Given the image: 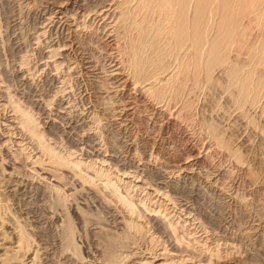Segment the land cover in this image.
I'll return each instance as SVG.
<instances>
[{
  "label": "rangeland",
  "instance_id": "rangeland-1",
  "mask_svg": "<svg viewBox=\"0 0 264 264\" xmlns=\"http://www.w3.org/2000/svg\"><path fill=\"white\" fill-rule=\"evenodd\" d=\"M95 1L0 0V264H264V0H183L159 61L181 88L159 105Z\"/></svg>",
  "mask_w": 264,
  "mask_h": 264
},
{
  "label": "bare ground",
  "instance_id": "bare-ground-1",
  "mask_svg": "<svg viewBox=\"0 0 264 264\" xmlns=\"http://www.w3.org/2000/svg\"><path fill=\"white\" fill-rule=\"evenodd\" d=\"M81 1V0H80ZM83 1V0H82ZM85 1V0H84ZM98 1V0H97ZM95 1V2H97ZM105 1V0H104ZM92 2V1H91ZM90 2V4H91ZM109 3H107V5H103L102 7H100V9L98 10H94V13H92L95 17L97 18H100L102 20H104V18H106V16H110L109 14L113 13V12H116L117 13V18L115 17V20L117 23H113L115 24V27L112 26V29L115 28L114 30H112V32L116 30L120 32V37H121V40L120 42H122V45H121V49H117L118 51H120L119 54H121L120 56H122L124 59L123 61L125 63H127V65H124L126 67L128 72L127 75L129 74L131 77L130 79L132 80L133 79V82L134 83V87L136 88V85H140V86H137L138 88H140V92L143 93L146 98H149V100H151L152 102H155L154 104H158L159 103H162L163 100L165 102V100H169L170 102H174L177 101V95H179V92H180V88H181V79L178 78V72H174V74L172 73L171 71L169 73L168 69L171 68V67H168L167 69H164L165 67L161 66L159 64V61H160V56L164 55L165 51L168 49V47L170 46V44L172 43V41L178 39V38H181L182 35H183V18L185 19V15H184V11H183V0H108ZM72 3V2H71ZM93 3V2H92ZM99 3V2H97ZM102 3V1H101ZM198 0L194 3V14L195 16H197V8H198ZM75 4V3H74ZM80 4H83L80 3ZM78 4V5H80ZM86 4V3H85ZM96 4V3H95ZM95 4L93 5V7L95 6ZM70 5V4H69ZM73 6V5H72ZM84 6V5H83ZM86 6V5H85ZM100 5L98 4V7ZM71 7V6H70ZM83 8V7H82ZM114 8V9H113ZM76 9V12H77V9L79 10V8H75ZM89 9V8H88ZM84 10V9H83ZM92 10V11H93ZM63 11V10H62ZM61 11V12H62ZM80 11V10H79ZM90 11V10H89ZM60 11H58L59 13ZM65 12V11H64ZM75 13V12H74ZM86 13V11H85ZM84 13V14H85ZM56 14V13H55ZM64 14V13H63ZM73 14V13H72ZM81 14V13H80ZM89 14V13H88ZM65 15V14H64ZM63 15V16H64ZM67 15V14H66ZM83 15V14H82ZM81 15V16H82ZM87 15V14H85ZM113 15V14H112ZM57 16V14L55 15ZM60 16V15H59ZM58 16V17H59ZM75 16V15H74ZM80 16V15H79ZM89 16V15H88ZM87 16V17H88ZM61 17V16H60ZM68 17V16H67ZM93 17V16H92ZM54 18V17H53ZM69 18V17H68ZM65 17V20L67 22H70L69 19ZM75 18V17H74ZM78 18V16H77ZM83 18V17H82ZM94 18V17H93ZM109 18V17H108ZM112 18V17H111ZM50 19V18H49ZM56 19V18H55ZM59 19H62V18H59ZM96 19V18H95ZM109 20V19H108ZM112 20V21H114ZM61 21H64V20H61ZM65 21V22H66ZM72 21V20H71ZM75 21V20H74ZM77 21V19H76ZM101 21V20H100ZM114 21V22H115ZM49 22V21H48ZM46 22V23H48ZM54 21H51L50 22V25L53 23ZM66 22V23H67ZM62 23V22H61ZM64 23V22H63ZM72 23V22H71ZM103 23V22H102ZM73 24V23H72ZM98 24V23H97ZM112 24V25H113ZM47 24V28H49V26ZM55 25V24H54ZM59 25V23H58ZM65 25V24H64ZM110 25V24H109ZM107 26L108 28H111V25L110 26ZM52 26V25H51ZM60 26V25H59ZM67 26V25H66ZM105 26V27H106ZM193 30L191 29L190 30V34L193 33V38H196L197 37V34L195 32V27H196V18L193 20ZM58 27V26H57ZM55 27V28H57ZM62 27V26H61ZM75 27V26H74ZM104 27V28H105ZM44 28V27H43ZM46 29V28H45ZM54 29V28H53ZM102 29V28H101ZM56 30V29H54ZM110 30V29H109ZM108 32H111V30ZM135 30V32H134ZM46 31V30H45ZM68 31V30H67ZM42 32V31H41ZM108 32H106L105 34H107ZM111 32V33H112ZM118 32V33H119ZM43 34V33H42ZM41 34V35H42ZM40 35V36H41ZM110 35V34H109ZM113 35V34H112ZM114 36H118L117 38H119V35L114 34ZM112 36V37H114ZM110 37V36H109ZM116 39V41L118 42V40ZM38 39V38H37ZM64 39V38H63ZM109 40V39H108ZM107 40V41H108ZM57 43V42H56ZM113 43V42H112ZM61 44V43H60ZM117 44V43H116ZM119 44V42H118ZM115 45V44H114ZM49 46V45H48ZM54 46V45H53ZM51 47V46H50ZM64 47L66 48V45H64ZM63 47V48H64ZM117 46L115 45V48ZM194 47V51L196 50L197 48V43H193L192 44V48ZM53 48V47H52ZM50 48V49H52ZM57 48V47H56ZM62 48V47H61ZM110 48V47H109ZM114 48V47H113ZM118 48V47H117ZM55 50V49H53ZM57 50V49H56ZM60 51V48L58 49ZM65 50V49H64ZM110 50V49H109ZM58 51V52H59ZM62 51V50H61ZM68 51V50H67ZM114 53L116 51L113 50ZM117 51V52H118ZM48 52V51H47ZM52 52L51 51V55H52ZM56 51H54V54ZM116 52V53H117ZM68 53V52H67ZM195 53V52H194ZM61 54V53H60ZM65 54V53H63ZM118 54V53H117ZM143 54H144V57H143ZM49 55V54H48ZM50 56V55H49ZM59 56V55H58ZM56 56V57H58ZM119 56V55H118ZM53 57V56H52ZM61 57V56H60ZM63 57V56H62ZM61 57V58H62ZM55 56L52 58V60H54ZM59 58V57H58ZM121 58V57H120ZM177 58V57H176ZM49 59V58H48ZM111 59V58H110ZM116 59V58H115ZM46 60V59H45ZM50 60V59H49ZM63 60V58H62ZM67 60V59H66ZM51 61V60H50ZM59 61V60H58ZM70 61V60H69ZM121 61V60H120ZM180 61H181V58H180ZM180 61L179 59L176 61H174V67L175 69L178 71L180 67ZM46 62H48V60H46ZM55 62V60L53 61ZM53 62L51 63V66L53 64ZM62 62V61H61ZM68 62V61H67ZM99 62V61H98ZM118 62V61H117ZM116 62V63H117ZM56 63H57V60H56ZM56 63H54L53 65L56 66ZM65 63V62H64ZM107 63V62H106ZM109 63V62H108ZM45 64V63H44ZM50 64V63H48ZM60 64V63H57V65ZM75 64V63H74ZM102 64V63H101ZM112 64V63H111ZM110 64V65H111ZM118 64V63H117ZM116 64V65H117ZM121 64V63H119ZM70 65V64H69ZM109 65V64H108ZM113 65V64H112ZM123 65V63L121 64ZM48 66V65H47ZM47 66H44V67H47ZM49 65L48 69L51 67ZM60 66V65H59ZM74 66V65H73ZM76 66V65H75ZM95 66V65H94ZM117 66H120V65H117ZM116 66V67H117ZM66 67V66H65ZM71 67V66H70ZM60 68V67H59ZM62 68V67H61ZM75 68V67H74ZM101 68V67H100ZM99 68V69H100ZM111 68V67H110ZM120 68V67H119ZM53 69V68H52ZM56 67H54V71H56ZM76 69V68H75ZM114 69V68H113ZM121 69L122 66H121ZM120 69V70H121ZM164 69V70H163ZM69 70V66H68V69ZM125 70V69H124ZM123 70V71H124ZM65 71V70H64ZM79 71V70H78ZM102 71V69H101ZM175 71V70H173ZM60 72V71H59ZM68 73V71H66ZM72 72V71H71ZM74 72V71H73ZM125 72V71H124ZM49 73V72H48ZM53 73V71H52ZM58 73V72H57ZM65 73V72H64ZM126 73V72H125ZM75 74V73H74ZM77 74V73H76ZM171 74V75H170ZM173 74V75H172ZM52 75V74H51ZM57 75V74H56ZM59 75V74H58ZM57 75V77H58ZM61 75V74H60ZM126 75V76H127ZM166 75L167 79H165L163 76ZM50 76V74H49ZM70 76V75H69ZM68 76V77H69ZM72 77V76H71ZM78 77V76H77ZM161 77V78H160ZM51 78V77H50ZM64 78V77H63ZM62 78V80H63ZM163 78V79H162ZM54 79V78H53ZM52 78L51 80L54 81ZM65 79V78H64ZM128 79V78H127ZM55 80L58 81V79L55 78ZM60 80V78H59ZM56 81V82H57ZM61 81V80H60ZM51 82V81H50ZM59 82V81H58ZM62 82V81H61ZM60 82V84H62ZM69 82V81H68ZM130 84H131V81H128ZM58 84V83H57ZM68 85V83H67ZM105 86V85H104ZM129 86V85H128ZM50 87V86H49ZM62 87V86H61ZM133 87V86H132ZM63 88V87H62ZM66 88V87H65ZM133 88V89H135ZM50 89V88H49ZM70 89V87H69ZM59 90V89H58ZM65 90V89H64ZM71 90V89H70ZM69 90V91H70ZM106 90V89H105ZM136 90V89H135ZM67 91V90H66ZM69 91H67L69 93ZM137 91V90H136ZM135 91V92H136ZM60 92V90L58 91ZM57 92V93H58ZM139 92V93H140ZM62 92H60L61 94ZM136 94V93H135ZM139 95V94H138ZM143 95V97H144ZM61 96V95H60ZM64 96V95H63ZM62 96V98H64ZM67 96V95H66ZM142 97V98H143ZM43 99V98H42ZM60 99V98H59ZM51 100V98H50ZM68 100V99H66ZM69 101V100H68ZM60 102V101H59ZM62 102H63V99H62ZM148 102V101H147ZM70 103V102H69ZM67 103V104H69ZM77 103V102H76ZM167 103H169L167 101ZM66 104V103H64ZM66 104V105H67ZM157 105V106H158ZM164 105V104H163ZM162 105V106H163ZM172 105V104H171ZM58 106V105H57ZM68 106V105H67ZM65 106V107H67ZM165 106V105H164ZM163 106V108H164ZM64 107V106H63ZM63 107H60L61 109ZM72 107V106H70ZM149 107V106H148ZM155 107V106H154ZM159 108H161L160 106H158ZM169 107V106H167ZM166 107V108H167ZM47 108V107H46ZM69 108V107H68ZM56 109V108H55ZM58 109V108H57ZM56 109V110H57ZM84 109V108H83ZM124 109V108H123ZM165 109V108H164ZM59 110V109H58ZM61 112V111H60ZM69 112V111H68ZM71 112V110H70ZM63 113V112H62ZM89 113V112H88ZM92 113V112H91ZM56 114V113H54ZM66 114V113H64ZM75 114V113H74ZM79 114V113H78ZM83 114V113H82ZM87 114V113H86ZM57 115H58V112H57ZM53 116V115H51ZM50 116V117H51ZM175 116V115H174ZM56 117V115H55ZM46 118V117H45ZM53 118V117H51ZM69 118V117H68ZM88 118V117H87ZM89 119V118H88ZM91 119V118H90ZM50 120V119H49ZM52 120V119H51ZM81 120H82V117H81ZM94 120V119H93ZM84 121V120H83ZM91 121V120H90ZM86 122V121H85ZM88 122V121H87ZM50 123V122H49ZM94 123V122H93ZM48 127V126H47ZM91 127V126H90ZM90 129V128H89ZM95 132V131H94ZM69 134V133H68ZM94 136V135H93ZM3 144V143H2ZM6 144V143H5ZM4 145V144H3ZM10 147V146H9ZM17 151V150H16ZM131 152V151H130ZM132 153V152H131ZM130 153V154H131ZM16 154V153H15ZM15 157V156H13ZM17 157V155H16ZM1 158V157H0ZM12 158V156H11ZM18 158V157H17ZM6 160V159H5ZM16 160V158H15ZM19 160V159H18ZM14 161V160H12ZM20 161V160H19ZM32 161V159H31ZM41 161V160H40ZM0 162H2V159H0ZM7 162V161H6ZM150 162V161H149ZM8 163V162H7ZM11 163V162H9ZM35 163V162H34ZM37 163V161H36ZM38 163H40L38 161ZM37 163V164H38ZM45 163V162H44ZM43 163V164H44ZM52 163V162H50ZM136 163V162H135ZM140 163V162H139ZM12 164V163H11ZM19 164V163H17ZM36 164V166H37ZM42 165V163H40ZM59 163H56V161H53L52 165L51 166H41L39 168V174H36L37 177L39 175V179L40 181H49V182H55V183H58V179L61 178L59 177L58 175V170H61L63 167V165L61 166L58 165ZM5 165V164H4ZM147 165V164H146ZM0 166H3V165H0ZM11 172H8L7 169H5L4 172H8L6 173L8 176H12L13 171L15 169H13V167H11L10 165H5ZM39 167V166H37ZM62 167V168H61ZM2 168V167H1ZM5 168V167H3ZM61 168V169H60ZM1 170V169H0ZM3 170V169H2ZM16 170V169H15ZM19 170V169H18ZM17 171V170H16ZM62 171V170H61ZM3 172V171H2ZM31 172V171H30ZM35 173H37V171H35ZM4 174V173H3ZM16 174V173H15ZM22 174V173H21ZM14 176H17V175H14ZM13 176V178H14ZM70 176V175H69ZM76 178V176H74ZM20 178V177H19ZM23 178V177H22ZM30 178V177H29ZM37 178V179H38ZM66 178V177H65ZM70 178V177H69ZM72 178V177H71ZM34 179V178H33ZM24 181V180H23ZM70 181V179H69ZM68 181V182H69ZM74 181V180H73ZM162 182V181H161ZM71 183V182H70ZM47 184V183H46ZM76 184V183H75ZM42 185V184H41ZM61 185V184H59ZM52 189H55L56 191L58 190V185H51ZM64 186L67 187V185H63V189L65 188ZM69 186V185H68ZM71 186V185H70ZM79 186V185H78ZM60 187V186H59ZM62 188V187H60ZM75 189V188H74ZM72 189V190H74ZM78 189V188H77ZM71 190V189H70ZM63 191V190H62ZM66 191V189H65ZM64 192V191H63ZM67 193V192H65ZM24 194V193H23ZM94 197V196H93ZM98 197V196H97ZM88 198V197H87ZM102 199V198H101ZM104 199V198H103ZM100 201V202H103L104 201ZM98 201V200H97ZM95 202V201H94ZM93 202V204H95ZM97 205V204H96ZM103 205V204H102ZM106 205V204H105ZM91 206H94V205H91ZM73 210V209H72ZM73 212V211H72ZM75 210H74V214H75ZM77 214V213H76ZM119 223V222H118ZM121 225V223H120ZM132 225V224H131ZM128 226V225H127ZM133 228L134 227V224L132 225ZM131 226V227H132ZM123 227H125V225L123 224ZM136 228H138L136 226ZM136 228H135V231H136ZM129 229V227H128ZM126 229V230H128ZM139 229V228H138ZM137 229V230H138ZM130 231V230H129ZM134 231V230H133ZM134 244V243H133ZM84 246V244H83ZM129 246V245H128ZM85 247V246H84ZM135 247V246H134ZM129 248H131L129 246ZM136 248V247H135ZM143 249V248H142ZM85 250L86 247H85ZM139 251V249H137ZM148 250V249H146ZM156 250V249H155ZM162 250V249H161ZM88 251V250H87ZM137 251V252H138ZM141 251V250H140ZM139 251V252H140ZM165 251V250H164ZM133 252V250H132ZM146 252V251H145ZM144 252V253H145ZM156 252V251H155ZM130 253V252H128ZM143 253V252H142ZM140 252V257L139 259H141L137 264H151V262L149 261L148 258H151V257H148L144 254H142ZM149 253V252H148ZM162 253V252H161ZM159 254L158 256L164 254ZM90 254V253H88ZM87 254V256H88ZM132 253H130L131 255ZM156 254V253H154ZM93 253H91V257H92ZM134 255V253H133ZM131 255V256H133ZM86 256V257H87ZM130 256V257H131ZM137 256V255H136ZM151 256V255H150ZM137 257V258H138ZM155 257V256H154ZM157 257V256H156ZM93 258V257H92ZM91 258V259H92ZM153 258V257H152ZM84 259V258H82ZM81 259V260H82ZM95 259V258H94ZM93 259V260H94ZM97 259V257H96ZM155 259V258H154ZM84 260H87V259H84ZM88 260H89V256H88ZM87 260V261H88ZM99 260V259H98ZM96 260V262L98 261ZM93 263V261L91 262ZM81 264V263H80ZM95 264V263H94ZM100 264V263H99Z\"/></svg>",
  "mask_w": 264,
  "mask_h": 264
}]
</instances>
